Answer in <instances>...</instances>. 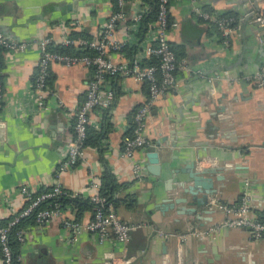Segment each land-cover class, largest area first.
<instances>
[{"label":"crops","instance_id":"0c3cea01","mask_svg":"<svg viewBox=\"0 0 264 264\" xmlns=\"http://www.w3.org/2000/svg\"><path fill=\"white\" fill-rule=\"evenodd\" d=\"M198 5L235 16L234 30L226 42L214 21L194 14L190 0H171L170 16L178 25L169 39L179 61L192 72L179 66L174 85L152 106L145 129L152 145L136 149L132 157L123 154L133 113L147 100L149 88L146 81L117 75L106 83L115 90L114 102L90 114V134L98 143L86 145L84 158L61 178L72 198L90 199L93 176L101 185L109 184L120 217L140 223L129 242L116 240L112 233L101 241L87 227L93 206L79 208L70 200L63 215L30 225L27 240L17 245V264H106L111 252L135 254L131 264H264V237H253L249 227L211 229L228 215L217 205L240 203L245 190L250 195L249 215L264 220V87L251 79L264 65V41L256 37L261 29L254 20L264 0H198ZM116 6L115 0H0L3 32L29 42L25 50L0 48V224L25 206L23 184L42 191L56 183L57 166L68 155L75 134L74 109L85 98L93 74L83 64L53 62L47 108L38 106L34 82L40 49L35 40L59 39L72 31L99 36ZM152 7V0H127V17L118 21L114 32L126 48L110 52L116 61L147 57L156 19L144 30L133 16ZM152 146L161 155L160 174L147 166ZM193 161L199 169H215L206 174L216 188L206 203L194 200L195 194L185 189L192 178L181 168ZM203 195L197 193L201 199ZM176 197H187L188 202L172 206ZM66 218L79 221V227L65 225ZM190 229L205 235L183 243L178 234Z\"/></svg>","mask_w":264,"mask_h":264},{"label":"built area","instance_id":"2783aa9c","mask_svg":"<svg viewBox=\"0 0 264 264\" xmlns=\"http://www.w3.org/2000/svg\"><path fill=\"white\" fill-rule=\"evenodd\" d=\"M155 1L157 17L154 42L147 45L145 51L146 58H155V62L152 63L144 62V58L138 56H133L128 61H116L110 55L111 51L123 49L126 45L125 41H119L114 38V32L118 21L127 17L124 11L127 0H117L119 8L110 15L99 36H72L71 33H66L59 39H55L52 36H44L35 40L40 49V60L34 82L38 106L47 108L46 95L50 91L48 80L53 62H63L68 65L83 64L91 67L93 74L88 81L85 98L74 109L75 134L69 142L68 155L57 166L55 172L56 183L52 187L42 191H36L28 184H23L21 191L26 200L25 206L6 223L0 224L2 264H17L21 259V256L14 252L11 245L12 227L21 218L35 214V221L38 224H45L53 217L63 215L64 207L56 199L65 194H71L63 187L61 178L66 170L84 158L86 147L84 142L88 135L91 112L98 106L110 107L115 100V90L112 87H106L108 80L113 79L117 75L124 74L132 76L135 80L146 81L148 83V98L135 109L131 129L124 136L123 154L132 157L136 149L152 145L151 140L145 132L152 106L174 85L176 71L179 66L192 72L190 67L178 60L176 51L169 39L170 30L178 25V21L173 20L170 16L171 0ZM190 1L193 4L192 10L194 14L204 20L214 21L225 41L228 42L234 30L233 21L235 22L236 17L218 15L200 7L198 0ZM144 13L145 11L141 10L134 14L133 18L137 25H139ZM254 20L261 29L257 32L256 37L259 41H264V5H260L255 11ZM28 45V41L11 38L0 30V47H3L6 51L15 49L25 50ZM55 45L90 49L93 53L61 52L52 47ZM220 76L217 74L215 78H220ZM213 79L214 77L210 78L214 88ZM251 79L257 86L264 87V65L260 67ZM3 94L4 80L0 62V101ZM139 173L138 175H140ZM90 185L93 189L90 196V200L93 203V217L88 222L87 227L91 231L97 232L101 241L112 233L116 240L127 244L131 238L132 231L137 229L140 223H131L120 217L113 204L110 203L108 196L102 192V185L97 176H93ZM50 199L54 200L48 202L47 206H41L44 201ZM217 206L228 215L219 225L212 226V230H216L219 226H244L251 229L253 237H264V220L252 218L249 215L251 204L250 195L247 190H245L240 203L236 205L219 203ZM64 224L77 228L80 222L66 218L64 219ZM31 231L32 228L29 225L17 228L14 233L18 241L24 242ZM165 235L167 236V233ZM204 235V231L197 229H190L187 232L178 234L183 243L189 242L194 237H202ZM109 256L106 264H131L136 258L135 254L118 256L114 252H111Z\"/></svg>","mask_w":264,"mask_h":264},{"label":"trees","instance_id":"16d2710c","mask_svg":"<svg viewBox=\"0 0 264 264\" xmlns=\"http://www.w3.org/2000/svg\"><path fill=\"white\" fill-rule=\"evenodd\" d=\"M115 1L117 3V0H115ZM152 1H153V7H152L153 9H151L150 11L144 13L143 18L140 20V23H139V28H142V29L144 28V30L146 29L148 22L150 20H152V19L155 20L156 17H157L156 1L155 0H152ZM118 8H119V6H118V3H117V6H116L115 10H117ZM71 35L72 36H77V35L90 36L87 33L82 32V31H72ZM171 45H172V47L175 50L176 47L173 44H171ZM125 46L123 47L124 49L126 48ZM52 47L54 49L58 50V51L67 52V53H93V51L90 50V49H78L75 46H68L67 47V46L55 45V46H52ZM0 48H3V47H0ZM176 54H177L178 60H180L181 56L177 52H176ZM143 61L147 62V63H152V62H155V58L154 57L144 58ZM95 143H98V142H96V138L92 134H90V129L88 127V135H87V137L85 139L84 144L86 146L88 144H95ZM102 192L108 196L110 203L114 202L113 196L110 195L111 194V188H110L109 184H107L105 182L103 183ZM70 196L71 195H69V194H65V195H63L61 197H58L56 200L59 201L64 208H65L66 201H70V200L73 201L75 205H78L79 208L83 207L82 205H84L86 203L93 206V203L91 202L90 199H83V198H79V197L72 198ZM53 200L54 199H50L48 201H44L41 206L42 207L47 206L48 202L53 201ZM34 223H36L35 214H33L31 216H28V217L21 218V220L16 225H14L12 227L11 245H12V247L14 249V252L16 254H17V249H18L17 245H18L19 241L17 240V238L15 236V233H14L15 230L17 228H19V227H22V226L26 227V226H29V225L34 224Z\"/></svg>","mask_w":264,"mask_h":264},{"label":"water","instance_id":"95a60500","mask_svg":"<svg viewBox=\"0 0 264 264\" xmlns=\"http://www.w3.org/2000/svg\"><path fill=\"white\" fill-rule=\"evenodd\" d=\"M244 1V0H243ZM0 30L1 27H0ZM3 31V30H2ZM149 156V163L148 168L151 172L155 174H160L162 170V163H161V155L160 152L156 149L155 146L151 147V150L148 152ZM181 171L188 172V175L192 178V183L188 185L185 189L187 191H190L191 193L195 194L194 200L200 202H207L208 196L216 191V188L213 186V180L211 176L206 175L207 173H213L215 171L214 168H203L199 169L196 167V163L193 161L192 163L187 164L186 167H182ZM176 173V169L173 171ZM182 185V183H181ZM201 191L203 192V199L202 197H198L197 193ZM175 202H172V206L175 205L176 202H188L187 197H176L174 198ZM196 207H189L188 210H195ZM183 212H186V208H182Z\"/></svg>","mask_w":264,"mask_h":264}]
</instances>
